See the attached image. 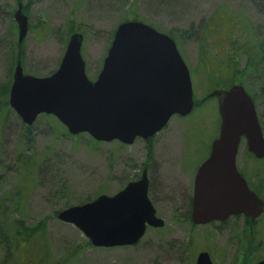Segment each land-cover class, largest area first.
<instances>
[{"label":"rangeland","instance_id":"obj_1","mask_svg":"<svg viewBox=\"0 0 264 264\" xmlns=\"http://www.w3.org/2000/svg\"><path fill=\"white\" fill-rule=\"evenodd\" d=\"M19 4L23 12L27 7L24 13L29 19L28 33L21 45L15 21ZM223 16H233L249 28L253 25L264 37V0H0V86L12 84L18 63L12 67L17 59L14 54L18 50H22L19 61L25 73L46 77L58 70L70 38L67 26L71 22L83 35L82 54L88 77L94 80L118 26L127 19H137L175 38L191 71L194 97L203 100L215 89L209 83V70L201 65L203 48L209 45L205 62L215 65L211 67L214 75L218 72L214 71L216 64L231 51L227 33L233 22ZM255 98L264 134L261 86ZM4 100L0 95V107ZM220 124L218 102L208 98L187 117H172L151 145L140 139L122 145L98 143L88 134L68 136L56 118L42 115L31 126L32 141L28 145L29 141H22L26 126L19 116L13 109L8 112L0 108V200L18 191L24 205L15 212L16 200L11 198L6 212L1 207L0 213L7 223L21 216L29 224L46 218L45 241L51 262L68 258L71 260L65 264H195L198 254L208 251L213 264H258L264 261V214L254 225L244 216L205 225H194L190 220L195 173L208 157ZM150 146L153 156L148 160ZM27 156L32 161L24 170L22 162ZM146 164L149 198L165 226L149 228L137 245L89 247L79 229L53 217L55 211L87 203L100 195L117 194L140 178ZM237 166L246 174L249 185L257 182L254 172L264 180V160L249 156L245 140L239 148ZM262 187L264 199V183ZM0 264L37 262L34 254L25 258L14 255L7 261L0 248Z\"/></svg>","mask_w":264,"mask_h":264},{"label":"water","instance_id":"obj_2","mask_svg":"<svg viewBox=\"0 0 264 264\" xmlns=\"http://www.w3.org/2000/svg\"><path fill=\"white\" fill-rule=\"evenodd\" d=\"M15 21L21 45L29 29L21 4ZM82 46L83 35L72 34L58 70L46 77L26 74L18 61L9 105L26 126L34 125L40 115H52L73 136L86 133L98 142L131 145L154 137L173 116L192 113L191 74L170 36L140 21L121 23L95 81L87 76ZM209 97L217 99L221 125L195 176L192 222L205 225L232 216L255 221L264 213V200L250 189L237 166L242 140L250 153L264 159L255 102L240 84L216 89ZM148 192L144 171L117 194L63 209L57 218L79 229L96 248L135 246L148 228L165 226ZM195 264H213L210 253L200 252Z\"/></svg>","mask_w":264,"mask_h":264},{"label":"trees","instance_id":"obj_3","mask_svg":"<svg viewBox=\"0 0 264 264\" xmlns=\"http://www.w3.org/2000/svg\"><path fill=\"white\" fill-rule=\"evenodd\" d=\"M26 11L27 7L25 6L24 12L26 13ZM214 17H216V15L210 19L208 24L213 21ZM223 17L233 22V26L227 33L231 47L230 54L227 56V58L219 60L221 62L216 64V69H214V71L218 70V72L215 71L218 76L216 74L215 76L212 72L213 69L211 67H214L215 65L209 66L206 65L205 62L209 56V45L204 47L202 50L201 65L205 70H209V83L215 85V88L227 89L232 85L240 84L247 89L253 99H256L255 94L258 86H261V91L264 92V37L259 36L258 31L253 28V25L252 28H249L248 24L241 20H237V18L233 16ZM207 31H209V27H207ZM75 32H79V29H75L72 22L69 23L67 26V36H71ZM170 36L174 38L172 35ZM21 51L18 50L17 54L15 52L14 60L16 58L17 59L14 61L12 67H14L15 62L17 63L19 58H21ZM12 60L13 53H11V63ZM10 87L11 85L9 84L0 86V95L5 97V100L2 102L0 108H7L8 112L11 110L7 98L10 92ZM207 99V97H205L203 100L195 99V109L201 107ZM31 130V127L26 126V131L22 135V141H29L28 145H30V142L32 141L30 138ZM66 132V135L71 136L68 131ZM152 156L153 150L150 146L148 149V160H151ZM249 156L256 161H259V159H257L253 154L249 153ZM31 161V156H27L26 160L22 162L23 166H25L23 168L24 170H26L27 165L31 164ZM242 174L245 178H247L245 173L242 172ZM254 176L257 182L251 183L249 186L261 198H263L262 185L264 180L263 178H260L258 172H254ZM11 198L16 200L14 208L15 212L20 211V209L24 207V205H21L23 204L21 193L17 191L15 194L5 197L6 200H0V212L1 207H4V211L6 212V208L11 205V201L9 200ZM59 211L60 210L54 212V218H57ZM248 222L251 225H254V222L252 223L250 220H248ZM47 231L48 220L46 218L37 223L29 224L25 218L21 216L20 218H15L11 223H7L1 214L0 248L5 252V259L9 261V259L11 260L14 255H20V257L25 258L26 255L34 254L37 264H65V262H69L71 259L68 258L51 262L50 253L47 249L48 246L45 241L47 238ZM87 245L92 247L89 241Z\"/></svg>","mask_w":264,"mask_h":264},{"label":"flooded vegetation","instance_id":"obj_4","mask_svg":"<svg viewBox=\"0 0 264 264\" xmlns=\"http://www.w3.org/2000/svg\"><path fill=\"white\" fill-rule=\"evenodd\" d=\"M98 76V75H97ZM97 78V77H96ZM95 78V79H96ZM154 137H152V138H150V139H148V140H144V141H146L147 142V144H148V146L149 145H151V143H152V139H153ZM138 140V139H137ZM140 140H143V139H140ZM113 142H119V141H113ZM120 144H122V145H126V144H123V143H121V142H119ZM149 162V161H148ZM148 165L149 164H146V167L144 168V170H143V172H142V175H143V173H144V171H146L147 172V176H148V179H149V174H148V169H147V167H148ZM198 170V169H197ZM197 170H196V173H197ZM196 173H195V176H196ZM142 175L140 176V178L142 177ZM139 178V179H140ZM138 179V180H139ZM194 181H195V179H194ZM149 185H150V180H149ZM150 187V186H149ZM193 194H194V191H193ZM192 200H193V196H192ZM191 213H192V202H191V209H190V218H191Z\"/></svg>","mask_w":264,"mask_h":264}]
</instances>
